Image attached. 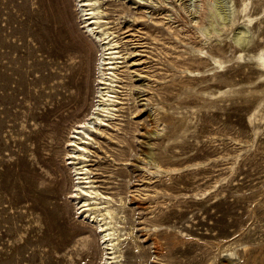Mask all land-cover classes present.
I'll list each match as a JSON object with an SVG mask.
<instances>
[{
	"label": "rangeland",
	"instance_id": "374dc122",
	"mask_svg": "<svg viewBox=\"0 0 264 264\" xmlns=\"http://www.w3.org/2000/svg\"><path fill=\"white\" fill-rule=\"evenodd\" d=\"M172 1L146 2L162 35L139 25L145 52L126 57L144 61L132 67L144 77L131 74L140 112L121 122L126 132L115 143L102 140L107 153L91 167L125 202L135 237L123 247L127 264H144L132 255L136 242L150 255L146 264L212 261L241 255L247 240L264 243V91L251 97L263 71L249 59L257 50L242 51L235 39L244 31L250 46L264 45V0H212V30L221 19L237 26L209 44L187 41L167 23L165 8H178ZM130 2L109 0L121 26L135 11ZM184 3L194 9V0ZM76 8L78 0H0V264H98L103 246L80 214L64 155L68 131L91 111L97 87L98 47ZM144 87L149 103L137 94ZM78 89L84 102L68 104ZM59 103H67L66 121L53 131Z\"/></svg>",
	"mask_w": 264,
	"mask_h": 264
},
{
	"label": "bare ground",
	"instance_id": "6f19581e",
	"mask_svg": "<svg viewBox=\"0 0 264 264\" xmlns=\"http://www.w3.org/2000/svg\"><path fill=\"white\" fill-rule=\"evenodd\" d=\"M115 1L116 0H113V3ZM129 1H131L130 9H134L135 11L132 13L130 21H126L122 26L117 21V19L119 20V18H121L119 17V14H117L120 12H117L114 9L112 11L109 10V0H78L79 7L81 9L76 8L77 14L80 17L81 28L84 29V33H86L87 37H89L93 43H96L98 47L97 51L99 57L95 62L97 87L94 94V103L91 105L92 108L90 107L91 111L89 113L86 112L87 114L83 115V117H81V119L77 121L76 124L70 128V130L68 129L69 131L67 130V138L65 139L66 141L64 140L66 142V144L64 143V146L66 147L64 155H66L67 160L65 165H68L69 169L73 172L72 180L74 183H72L75 188L74 198L79 200L80 214L84 215L85 218H88L90 222L95 224L96 232L99 236L98 239L103 246L100 248L98 253V264H127L124 260L125 255L123 253V247L126 242H130V240L135 239L132 227L129 226L127 228L125 225V202L122 201V198H119L120 196L117 199L112 194L105 191L100 183H98L99 181L94 177L98 174L94 172V170H97L91 168L94 166V162L98 163V160L101 159L98 152L103 154L107 153L105 152V149H103L102 142L104 141V143H107L108 141L110 143H115L114 140H119L117 136L124 131L121 127V122L123 121L124 123H128L129 120L134 118L133 115L135 113L140 112V110H137V97L133 94L134 86L132 85L131 74L136 72V76L143 78L144 76L141 72H137L138 70L132 69V67L140 66L144 64V61L141 59H137V61H129L126 58L128 57L127 54L131 55L134 51V57L143 56L142 52H145L144 48H146V43H143L141 40L145 39L142 37L145 35V32L142 30L143 27L144 29L152 28L153 31H157V33H159V24L157 21L156 24L154 21L152 22L149 20L150 15L148 18L146 16L151 12L148 11V8L146 7L147 0ZM170 1L173 3L172 0ZM176 1H179L178 8L175 9V3L171 4L172 7H169L170 9L165 8L166 12L171 13L165 14L166 18L164 19H167V23L170 26H173V24H176V27L180 26L178 31H183L181 32V35H183L187 41L189 40L191 42L200 39L206 43L213 42L215 40L221 42L237 26L235 22L229 23L224 21V19H221L222 21L220 27L214 31L212 30L211 24L209 23L214 17L212 10L214 6L212 7L210 4L212 3V0H194L195 5L192 10L191 8H188L189 6L187 7L184 0ZM112 6L114 8L120 7L119 4H113ZM114 12L117 13L114 14ZM250 21L251 20H246V23ZM139 25L143 27L141 28ZM168 29H171V27ZM236 34L238 35L234 38L239 44H242V51L249 50V47L251 50L254 48L257 50L256 53L251 54L249 59L254 61V63L259 66L260 70L263 71V73L257 77V80L264 81V45L260 48L257 43L253 45L254 47L250 46L251 41H246V33L244 31H240ZM175 35H177L176 32L174 33L173 38H175ZM135 37H137V39H134ZM156 39L157 42L164 43L161 40L162 37L161 39L160 37ZM219 42L218 44L212 46L215 50H220V48H216V46L219 45ZM246 42H249L248 49L245 44ZM207 47L212 48L211 46ZM130 49H133V51L129 54L128 51H130ZM196 51L202 53V50ZM214 63H218V61L214 60ZM258 87L256 90L251 92V97L258 93L261 94L264 91V85H262L259 89ZM79 89L75 95L68 99V104L82 103L83 98ZM137 94H140L139 97L142 98L144 96V99L142 100L149 103V99L147 97L149 89H145L144 87ZM66 106L67 103H64L60 105L59 108L57 107L53 109L54 111L52 115L58 120L52 124L51 130H58L60 126L59 123L62 119L65 120V110L62 112H60V110L64 107L66 108ZM126 113L128 114L126 115ZM147 113H151V111L148 110ZM156 113L161 112L160 110H157ZM125 132L126 131H124V133ZM124 133H122V135H124ZM117 148L119 149V147ZM119 152L117 151V153ZM121 152H123V149ZM143 154L146 159L149 158L151 160L153 158V154L150 149L143 152ZM83 243L84 247L87 249L90 244L88 238H85ZM247 243L249 248L247 247L244 251L242 250L243 253L241 255H218L216 259H213L212 261L199 260L193 261L190 264H264V243L263 245L260 243L257 245H251L248 240ZM152 244L155 255H158V252L161 251L159 250V243H157L156 240H152ZM133 248L134 252L132 255L135 257L136 262H143L142 259L145 258L143 263L146 264L147 259L150 258L147 251L140 254L143 250L137 242L134 244ZM216 252L217 251H215V253Z\"/></svg>",
	"mask_w": 264,
	"mask_h": 264
}]
</instances>
